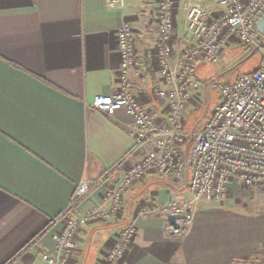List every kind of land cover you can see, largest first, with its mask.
Returning <instances> with one entry per match:
<instances>
[{"label": "crops", "instance_id": "obj_1", "mask_svg": "<svg viewBox=\"0 0 264 264\" xmlns=\"http://www.w3.org/2000/svg\"><path fill=\"white\" fill-rule=\"evenodd\" d=\"M184 1L172 3L175 55L194 40ZM147 4L126 0L124 7L112 8L108 0H0V264L34 240L21 262L45 264L39 250L55 244L52 231L62 222L47 229L82 180L90 181V190L70 215L80 229L67 264H107L108 250L134 218L137 232L124 264H257L264 259V206L245 211L239 205L243 198L233 191L225 203L198 205L185 235L170 236L161 213L138 215L141 206L185 192L181 182L156 174L125 193L118 215L84 219L95 207L107 208L100 178L139 157L132 152L133 118L124 111L108 116L88 104L120 87L117 31L124 23L133 27L136 52L146 62L137 99L158 122L171 119L169 103L154 94L162 77L156 17ZM210 10L216 14L221 8ZM231 48L232 43L215 63L196 67L201 83L192 108L208 91L203 79H221L229 71Z\"/></svg>", "mask_w": 264, "mask_h": 264}, {"label": "built area", "instance_id": "obj_2", "mask_svg": "<svg viewBox=\"0 0 264 264\" xmlns=\"http://www.w3.org/2000/svg\"><path fill=\"white\" fill-rule=\"evenodd\" d=\"M126 0H108L112 8L124 7ZM173 0H158L157 62L162 84L154 87L157 98L170 105L169 122H158L137 99L138 81L143 79L146 62L137 54L133 27L124 23L117 31L121 54L120 87L108 95L97 94L88 103L113 116L124 111L134 120L132 152L136 162L111 168L100 178L106 185L104 205L91 209L85 220L106 219L118 215L125 193L149 174L181 182L184 193L167 202L141 206L138 215L158 212L168 218L170 236L185 235L194 222L198 205L222 204L230 198V184L238 180L261 191L264 196V45L257 29L264 15V0H185L183 7L187 31L193 42L174 54L171 38L175 29ZM211 7H220L216 14ZM232 42L260 49L263 60L258 69L240 74L233 81L218 77L203 79L217 91L218 102L211 113L191 131L185 118L201 79L196 67L213 64ZM118 173V174H117ZM90 190V181L82 180L71 195L66 209L50 224L53 246L44 245L39 256L45 264H67L76 247L80 221L70 216ZM136 219L131 220L108 250L107 264H124V255L136 236ZM24 247L5 264H23V254L35 243Z\"/></svg>", "mask_w": 264, "mask_h": 264}, {"label": "rangeland", "instance_id": "obj_3", "mask_svg": "<svg viewBox=\"0 0 264 264\" xmlns=\"http://www.w3.org/2000/svg\"><path fill=\"white\" fill-rule=\"evenodd\" d=\"M147 5L149 12L156 15L158 0H148ZM261 39L262 44L264 45V35H262ZM229 52V60H232V62L229 66V71L221 77V80L223 81H227L240 74L255 71L259 68L263 60V55L260 49L247 48L239 42H232V48ZM218 100L217 91L210 89L208 85V91L205 96H199L193 108L191 107V104L189 105V111L185 118L186 130L191 131L201 119L207 117L217 104ZM229 190L236 192L243 198V201L239 205L240 208L245 211L256 212L257 210H261L264 206V196L261 191L246 186L238 180H233L231 182Z\"/></svg>", "mask_w": 264, "mask_h": 264}, {"label": "water", "instance_id": "obj_4", "mask_svg": "<svg viewBox=\"0 0 264 264\" xmlns=\"http://www.w3.org/2000/svg\"><path fill=\"white\" fill-rule=\"evenodd\" d=\"M258 31L264 35V15L257 22Z\"/></svg>", "mask_w": 264, "mask_h": 264}, {"label": "trees", "instance_id": "obj_5", "mask_svg": "<svg viewBox=\"0 0 264 264\" xmlns=\"http://www.w3.org/2000/svg\"><path fill=\"white\" fill-rule=\"evenodd\" d=\"M243 264H252V263L245 262V263H243ZM257 264H264V259H263L262 261H260L259 263H257Z\"/></svg>", "mask_w": 264, "mask_h": 264}]
</instances>
